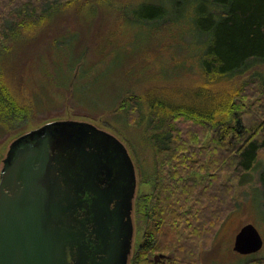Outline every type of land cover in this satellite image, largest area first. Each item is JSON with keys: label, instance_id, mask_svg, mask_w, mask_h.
<instances>
[{"label": "rangeland", "instance_id": "obj_1", "mask_svg": "<svg viewBox=\"0 0 264 264\" xmlns=\"http://www.w3.org/2000/svg\"><path fill=\"white\" fill-rule=\"evenodd\" d=\"M51 1L40 6L52 5L40 16L19 17L0 48V174L13 142L46 124L88 123L114 135L137 168L134 264L146 232L140 206L156 185L152 137L167 128L155 130L152 114L162 118L163 107L212 109L241 91L246 104L264 110V58L247 59V71L231 79L207 80L205 58L225 24L205 0ZM8 96L20 110H12ZM128 104H139V115H130ZM230 178L223 175L236 206L201 246L196 264L264 263V247L248 256L234 251L236 235L248 224L264 239V151L240 185Z\"/></svg>", "mask_w": 264, "mask_h": 264}, {"label": "trees", "instance_id": "obj_2", "mask_svg": "<svg viewBox=\"0 0 264 264\" xmlns=\"http://www.w3.org/2000/svg\"><path fill=\"white\" fill-rule=\"evenodd\" d=\"M51 2L0 0V48L16 28L19 17L40 16L52 5L43 10L40 6ZM204 3L213 4L211 14L221 17L225 24L205 58L207 80L217 83L231 79L230 75L247 71V59L264 58V0ZM239 93L212 109H203L205 113L200 108L163 107L162 118L152 114L155 130L167 128L152 137L156 185L140 206L146 232L134 264H156L149 258L157 253L170 256L168 261L173 264H196L201 246L210 243L224 217L236 206L234 188L231 182H224L223 175L229 174L230 180L236 179L240 185L264 151V110L244 102L246 91ZM8 100L12 110H20L10 96ZM127 109L130 115L141 112L139 104H128ZM209 136L212 157L207 164L204 145ZM250 264L264 263L256 260Z\"/></svg>", "mask_w": 264, "mask_h": 264}, {"label": "water", "instance_id": "obj_3", "mask_svg": "<svg viewBox=\"0 0 264 264\" xmlns=\"http://www.w3.org/2000/svg\"><path fill=\"white\" fill-rule=\"evenodd\" d=\"M90 131L102 136V143L107 147L96 142L89 147L92 152H86L82 138ZM78 132L83 134L79 142ZM59 135H62L61 139ZM70 147H76L77 152L71 154ZM103 154L106 160L112 156L119 160V174L106 189L100 188L94 180V176L103 170ZM3 164L0 174V264H88L84 241L85 223L89 221L96 222L102 233L103 264H130L134 238L130 202L126 213L128 219L123 221L125 216L117 219L120 230L116 238L118 236L122 241L109 244L107 239L111 233L110 224L117 214V210L109 209L112 197L117 196L121 202L129 201L137 186L134 163L118 138L88 123L53 122L16 139ZM121 184L126 188L118 194ZM125 192L129 193L128 198L122 197ZM86 195L93 199L85 200ZM81 215L83 220H80ZM263 247L264 239L253 224L244 226L236 235L234 251L239 255L258 254ZM168 259L171 257L166 255L149 258L156 264Z\"/></svg>", "mask_w": 264, "mask_h": 264}, {"label": "flooded vegetation", "instance_id": "obj_4", "mask_svg": "<svg viewBox=\"0 0 264 264\" xmlns=\"http://www.w3.org/2000/svg\"><path fill=\"white\" fill-rule=\"evenodd\" d=\"M46 125H44V126H46ZM44 126H42L41 128H43ZM97 128H98L99 131L102 130L103 132L109 133V132H107V131L99 128V127H97ZM36 130H39V129H36ZM36 130H33V131H36ZM33 131H31V132H33ZM31 132L26 133L25 135L19 137L18 139L30 134ZM56 133H58V132H56ZM56 133H54V137H57ZM109 134L112 135L111 133H109ZM82 135L79 132L76 135V136H79V137H77L78 138V142L80 141L79 138ZM83 136H84V138H82V143L84 144L86 152H92L89 147L94 146L96 142H101V144H103L105 147H107V145L102 143V141H103L102 136H100V135L96 136L93 131H90L89 133H85ZM48 137H50V136H48ZM58 138L61 139L62 135H59ZM71 142L73 143V141H71ZM108 145L110 146L111 144H108ZM76 150H77L76 147H70V149H69L71 154L77 152ZM101 152H104V147H101ZM96 153L98 154V152H96ZM128 153H129V150H128ZM7 155H6V157H7ZM129 155H130V153H129ZM102 156H103L102 159L104 161H103V165H101V167H102L103 170H102V172L100 171L98 173V175L94 176V180L99 184L100 188L106 189L113 183V181L115 180V178L119 174L118 171H117L118 170L117 165L119 163V160L117 158H115L114 156H112L111 158L106 160L104 158L105 155L103 154ZM130 157H131V155H130ZM132 161H133V159H132ZM133 163H134V161H133ZM104 165H107V167H104ZM134 166H135V170H136V178H137V186H138L137 168H136L135 163H134ZM118 178H120V177L118 176ZM137 186H136V191H137ZM125 188H126V185L125 184H121L120 189L118 190V194L121 191H123ZM136 191H135L134 197L131 200H129V201H126V202L124 201L125 203L121 202L120 199L117 198V196H116V198L112 197L111 205H110L109 209L110 210H117V214L115 216L116 219H112V223L110 224V227H109V229L111 231V233L107 236L109 244L111 243V241H113V242L122 241V240L118 239V236L116 238V235L118 234V232L120 230V228L118 230V227L120 226V223L118 222V220L121 217L123 219V216L126 217V219L123 220V221H126L128 219V217L126 216V213H127V206L129 204V202L131 203V207H132V209L130 210V214H131V220H132V224H133V227H134V234H135V224H134L133 214H134V200H135V197H136ZM128 196H129V193H127V192L122 194V197L128 198ZM84 199L85 200H91V199H93V196L90 197L89 195H86V197ZM80 213H82V211H80ZM83 218H84V216L81 215L80 216V220H83ZM89 218L91 220L92 215H90ZM85 226H86V239L84 241V244H85V247L87 248L86 256L88 257V260H87L89 262L88 264H90V263L103 264L104 259H105V255L102 252H100V250H102V247H101L102 233L97 228L96 222H94V221L86 222ZM133 242H134V238H133ZM133 242H132V250H133ZM131 255H132V251H131ZM131 255L129 256V263H130ZM71 264H75V262H71Z\"/></svg>", "mask_w": 264, "mask_h": 264}]
</instances>
